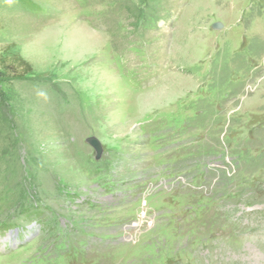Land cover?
<instances>
[{
	"label": "rangeland",
	"instance_id": "1",
	"mask_svg": "<svg viewBox=\"0 0 264 264\" xmlns=\"http://www.w3.org/2000/svg\"><path fill=\"white\" fill-rule=\"evenodd\" d=\"M8 55L0 264H264V0H0Z\"/></svg>",
	"mask_w": 264,
	"mask_h": 264
},
{
	"label": "trees",
	"instance_id": "2",
	"mask_svg": "<svg viewBox=\"0 0 264 264\" xmlns=\"http://www.w3.org/2000/svg\"><path fill=\"white\" fill-rule=\"evenodd\" d=\"M25 2L28 3V1ZM32 73L31 65L18 55L0 57V84H5L10 88L14 81Z\"/></svg>",
	"mask_w": 264,
	"mask_h": 264
},
{
	"label": "water",
	"instance_id": "3",
	"mask_svg": "<svg viewBox=\"0 0 264 264\" xmlns=\"http://www.w3.org/2000/svg\"><path fill=\"white\" fill-rule=\"evenodd\" d=\"M86 143L94 150L95 158L99 159L102 153L100 142L95 137H90L86 139Z\"/></svg>",
	"mask_w": 264,
	"mask_h": 264
}]
</instances>
